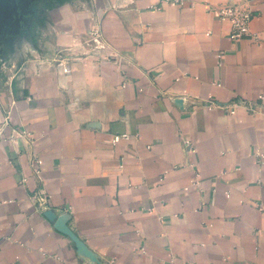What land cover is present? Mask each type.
<instances>
[{
    "label": "crops",
    "instance_id": "0c3cea01",
    "mask_svg": "<svg viewBox=\"0 0 264 264\" xmlns=\"http://www.w3.org/2000/svg\"><path fill=\"white\" fill-rule=\"evenodd\" d=\"M172 1L6 4L0 264H264V0Z\"/></svg>",
    "mask_w": 264,
    "mask_h": 264
},
{
    "label": "built area",
    "instance_id": "2783aa9c",
    "mask_svg": "<svg viewBox=\"0 0 264 264\" xmlns=\"http://www.w3.org/2000/svg\"><path fill=\"white\" fill-rule=\"evenodd\" d=\"M173 5H184V0H173L171 2ZM218 20L222 22H227L231 26L229 37L232 41H239L243 38H251L253 40H260L258 34L252 33L251 31V22L255 17V12L247 4H226L210 7L208 9ZM222 54H219L221 57ZM65 71L68 72V68H65ZM208 102V109H221L230 114H235V106L229 108L224 104L219 103L217 100L210 99ZM129 140L130 136L128 134L117 135L114 137V143H118L121 140ZM190 144V141L187 142ZM192 147V146H190ZM36 203L41 206L43 209H47L49 206V196L46 194L42 188H39L36 192Z\"/></svg>",
    "mask_w": 264,
    "mask_h": 264
},
{
    "label": "rangeland",
    "instance_id": "374dc122",
    "mask_svg": "<svg viewBox=\"0 0 264 264\" xmlns=\"http://www.w3.org/2000/svg\"><path fill=\"white\" fill-rule=\"evenodd\" d=\"M10 1L11 0H0V40L6 33L13 31L7 17L11 14L17 15V11L11 10L10 7L6 5Z\"/></svg>",
    "mask_w": 264,
    "mask_h": 264
}]
</instances>
